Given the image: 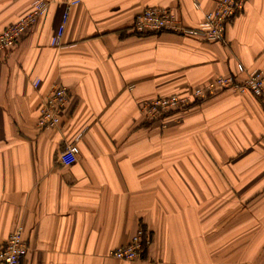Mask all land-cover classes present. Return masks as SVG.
<instances>
[{"label": "crops", "instance_id": "1", "mask_svg": "<svg viewBox=\"0 0 264 264\" xmlns=\"http://www.w3.org/2000/svg\"><path fill=\"white\" fill-rule=\"evenodd\" d=\"M33 1L0 0V32ZM46 1L0 53V245L22 227L21 264H264V92L219 91L158 121L142 111L264 72V0H246L220 42L133 26L156 6L195 27L218 0ZM55 85L70 93L61 125L40 128ZM75 140L78 161L60 165ZM140 227L145 255L115 258Z\"/></svg>", "mask_w": 264, "mask_h": 264}, {"label": "built area", "instance_id": "2", "mask_svg": "<svg viewBox=\"0 0 264 264\" xmlns=\"http://www.w3.org/2000/svg\"><path fill=\"white\" fill-rule=\"evenodd\" d=\"M245 2L246 0H218L216 6L207 11L203 20L195 27L186 26L169 8L147 7L136 16L133 26L137 32L141 33L170 31L180 35L198 36L209 42H220L226 38L228 22L243 11ZM48 6L49 3L46 0H34L28 13L5 27L0 32V53L14 49L37 19L48 10ZM67 16L68 10L65 12L64 19ZM63 28L62 25L54 43L59 42ZM239 69L245 70L242 64L239 65ZM33 85L38 88L40 79H35ZM224 90L250 91L261 96L264 92V72L261 70L251 71L243 81H238L233 75H220L204 86L193 87L182 93L147 101L142 106V111L148 120H162L168 114L184 111L198 101ZM69 98L70 93L66 86H53L41 102L39 127L60 126L62 113ZM79 153L80 149L75 140L67 144L64 150L59 153L58 163L63 166L73 165L78 161ZM150 243L149 232L140 227L129 243L116 247L111 254L121 260H135L145 255ZM28 250V242L23 237L22 227H20L10 234L5 243L0 245V264H21Z\"/></svg>", "mask_w": 264, "mask_h": 264}]
</instances>
